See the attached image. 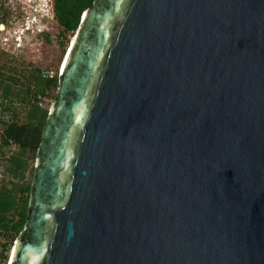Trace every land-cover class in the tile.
<instances>
[{
	"label": "water",
	"instance_id": "1",
	"mask_svg": "<svg viewBox=\"0 0 264 264\" xmlns=\"http://www.w3.org/2000/svg\"><path fill=\"white\" fill-rule=\"evenodd\" d=\"M67 55L8 264H264V0H96Z\"/></svg>",
	"mask_w": 264,
	"mask_h": 264
},
{
	"label": "trees",
	"instance_id": "2",
	"mask_svg": "<svg viewBox=\"0 0 264 264\" xmlns=\"http://www.w3.org/2000/svg\"><path fill=\"white\" fill-rule=\"evenodd\" d=\"M95 1L54 0V16L63 29L65 50L69 38H73L78 31L84 13ZM2 11L5 12L3 5L0 6V16ZM7 15L1 16L0 24L6 22ZM9 72L8 67L0 61V123H3L0 167L6 163L5 180L0 184V262L7 258L6 253L25 228L32 185L27 174L31 171V176H34L42 134L59 86L58 70L53 78L48 79L42 76L40 68ZM50 92H54V96L51 104H48L50 107L45 108L43 104L50 99ZM19 109L25 114L22 115ZM7 113L10 119L5 121ZM7 150L15 151L6 158Z\"/></svg>",
	"mask_w": 264,
	"mask_h": 264
},
{
	"label": "rangeland",
	"instance_id": "3",
	"mask_svg": "<svg viewBox=\"0 0 264 264\" xmlns=\"http://www.w3.org/2000/svg\"><path fill=\"white\" fill-rule=\"evenodd\" d=\"M14 2L17 6L18 20L15 26H12L10 22L13 11L9 6V0H0V6L5 7V12L2 11L1 16L8 14L5 24L9 26L5 33L0 34L1 63L7 66L10 72L40 68L42 72L46 70L55 76L68 53L72 37L69 38L65 50L63 29L54 16V0H14ZM4 38H7L8 43L3 40ZM63 50H65L64 53ZM53 96L54 92H50V99L46 100L43 107L46 108L48 104H51ZM21 109L23 111V108ZM24 114L22 112V115ZM5 117V121L10 119L9 113ZM2 129L3 123H0V132ZM14 151L7 150L6 158L11 157ZM5 165L6 163L0 167V184L5 180ZM31 174V171L27 174L28 181H33Z\"/></svg>",
	"mask_w": 264,
	"mask_h": 264
},
{
	"label": "built area",
	"instance_id": "4",
	"mask_svg": "<svg viewBox=\"0 0 264 264\" xmlns=\"http://www.w3.org/2000/svg\"><path fill=\"white\" fill-rule=\"evenodd\" d=\"M9 6L11 7V10L13 11V14L11 17L12 21L10 22V25L15 26L16 21L18 20V14H17L18 11H17V6H16V3L14 2V0H9ZM7 28L9 29L8 25H6L5 23L4 24L1 23L0 24V34L5 33ZM3 40H5L8 43L7 38H4ZM42 76L45 79L54 77L53 74H51L49 71H46V70L42 72ZM11 250H12V248H11ZM11 250L6 253L7 258L4 261L0 262V264H8L9 263L10 256H11Z\"/></svg>",
	"mask_w": 264,
	"mask_h": 264
},
{
	"label": "bare ground",
	"instance_id": "5",
	"mask_svg": "<svg viewBox=\"0 0 264 264\" xmlns=\"http://www.w3.org/2000/svg\"><path fill=\"white\" fill-rule=\"evenodd\" d=\"M72 40H73V38H72ZM72 40H71V42H72ZM73 43H74V41H73ZM70 46V45H69ZM68 55H67V57H65L66 59H65V61H64V63H63V69H64V66H65V64L67 63V60H68ZM15 252H16V247H15V245L12 247V250H11V259L14 257V254H15Z\"/></svg>",
	"mask_w": 264,
	"mask_h": 264
}]
</instances>
